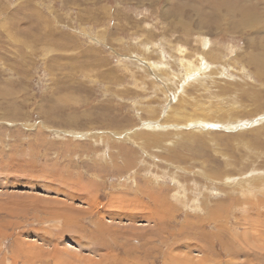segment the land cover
Segmentation results:
<instances>
[{
	"label": "rangeland",
	"instance_id": "374dc122",
	"mask_svg": "<svg viewBox=\"0 0 264 264\" xmlns=\"http://www.w3.org/2000/svg\"><path fill=\"white\" fill-rule=\"evenodd\" d=\"M0 264H264V0H0Z\"/></svg>",
	"mask_w": 264,
	"mask_h": 264
},
{
	"label": "water",
	"instance_id": "95a60500",
	"mask_svg": "<svg viewBox=\"0 0 264 264\" xmlns=\"http://www.w3.org/2000/svg\"><path fill=\"white\" fill-rule=\"evenodd\" d=\"M68 134L70 135V133H68ZM71 134H72V133H71ZM76 136H78V135H76ZM79 137L81 138V137H85V136H84V135H80Z\"/></svg>",
	"mask_w": 264,
	"mask_h": 264
},
{
	"label": "bare ground",
	"instance_id": "6f19581e",
	"mask_svg": "<svg viewBox=\"0 0 264 264\" xmlns=\"http://www.w3.org/2000/svg\"><path fill=\"white\" fill-rule=\"evenodd\" d=\"M224 4V3H223ZM169 109V108H168Z\"/></svg>",
	"mask_w": 264,
	"mask_h": 264
}]
</instances>
